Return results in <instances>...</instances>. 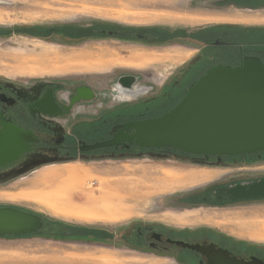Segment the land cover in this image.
Returning <instances> with one entry per match:
<instances>
[{
	"label": "rangeland",
	"instance_id": "374dc122",
	"mask_svg": "<svg viewBox=\"0 0 264 264\" xmlns=\"http://www.w3.org/2000/svg\"><path fill=\"white\" fill-rule=\"evenodd\" d=\"M189 1L191 0H0V31L3 32L0 36V78L13 81L56 80L63 83L85 80L94 87L100 88L108 83L109 104L116 106L120 102L132 100L129 98L130 95L121 91V83L116 78L118 74L123 71L139 74L144 90L143 95L136 97L150 96L161 87L176 67L194 53V50L183 48L173 40L162 45L147 46L142 42H124L106 35L100 39H84L78 43L71 40L72 42L69 43L61 41L57 36L44 37L40 29H36L37 31H34L36 33H30L16 31L17 28H44L102 22L131 27L165 24L163 26L171 29L182 27L188 30L197 28L209 20H230L264 25V17L222 16L220 18L204 14H181L175 10H169V8L175 9L184 3L187 4ZM143 4H149L150 8H140ZM237 11L239 10L233 12ZM244 12L251 13L250 16H264V8ZM137 51L143 53L154 51L161 54L155 61L147 59L144 62H138L133 61V54ZM78 61H80L79 64ZM67 162L44 164L18 177L0 181V205L17 206L76 227L97 226L101 228L100 232L103 235L107 234L106 232H114L120 226L127 224L126 222L142 220L158 221L174 227L205 225L220 229L238 239L264 242V235L249 233L256 232L257 226L264 223V200L195 206L181 205L179 200L175 201L177 196L204 190L211 184L225 179L264 173V162L238 164L229 168L208 167L195 164L184 156L176 155L160 157L145 155ZM89 166L92 168H87ZM77 169L83 170L85 178L80 179L78 174L76 182L84 187L90 186L93 189L92 194L72 188L63 194L65 196L63 199H58V188L54 189L50 183L48 187L45 185L48 176H52L55 181L48 182H52L57 187L64 185L68 180L64 182L59 180L63 173L68 172L71 176H75L74 171ZM188 177L191 178L188 179ZM138 179L145 183H143L145 188L147 187L146 197L134 198L131 199L132 201L126 200L120 205H115V208L107 207L108 211L94 205V201H87V196H94L93 199L95 196L99 197L104 192L105 186L109 187L117 182L126 187L125 190L128 192H122V195L130 196V192H133V188L136 187L133 186L132 180ZM175 183L178 186L173 187ZM59 195L62 197L61 194ZM63 203H76L75 210L62 211L54 207L56 204ZM85 204L88 207L94 205V211L88 209ZM116 207H123L124 209L121 210L124 212L117 213ZM43 246H53L59 250L66 247L59 240L44 238L40 234L0 236V264L26 263L25 260H22L24 263L11 260V255H6L13 251H27L25 253L28 256L53 253L41 249ZM67 250L85 253L75 247ZM112 250V248L109 250L100 248L92 251L91 255L97 257L91 258L89 262L93 264L148 263L138 261L139 256H133L130 253L127 256L126 253L120 251L116 253ZM86 252L90 254L89 251ZM12 256L17 257L15 254ZM85 261L88 260H79L80 263ZM40 262L36 258L27 264Z\"/></svg>",
	"mask_w": 264,
	"mask_h": 264
},
{
	"label": "flooded vegetation",
	"instance_id": "af4514ba",
	"mask_svg": "<svg viewBox=\"0 0 264 264\" xmlns=\"http://www.w3.org/2000/svg\"><path fill=\"white\" fill-rule=\"evenodd\" d=\"M229 7L235 9L230 10ZM263 8L264 0H191L187 4L169 10L181 14H204L220 18L222 16L263 18L264 16H250L251 13L244 12ZM232 10L239 11L234 13ZM74 25L91 31V34L72 37L62 30H57L46 36H57L63 42L70 43L74 40L78 43L84 39H100L106 35L124 42H142L147 46H157L168 42L156 41L154 39L156 32L169 34L175 32L176 35L170 40L183 48L194 50V53L176 67L161 87L150 96L137 98L144 90L139 74L130 71L118 74L116 78L121 83V91L130 95L129 98L132 100L120 102L116 106L109 104L108 83L100 88L94 87L85 80L63 83L56 80L13 81L0 78V128L5 123H10L30 132L27 150L12 163L0 167V174L10 169L21 170L38 163L60 164L76 158L91 161L145 155L152 157L176 155L184 156L189 161L202 166L223 168L264 162V151L204 156L177 152L169 146L144 147L135 142L86 148L90 144L110 139L117 130L123 129V124L129 121L159 116L169 110L188 88L213 66L235 67L249 56L258 57L264 64V25L230 20H209L197 28L188 30L182 27L171 29L163 26L165 24L131 27L92 22ZM107 31H112V34H108ZM1 35L3 32L0 31ZM132 131L133 128H130L126 132L129 134ZM263 178L264 173L225 179L211 184L207 190L197 191L195 193L197 195L177 196L175 201L179 200L181 205L195 206L264 200V197L240 201H218L214 198V192L221 186ZM186 197H190V200H182ZM42 220L43 224L35 234L57 239L65 244L66 247L63 248L66 249L75 247L86 252L112 248V252L120 251L127 256L130 253L147 259H164L169 261V264H209L212 255L221 253L222 249L229 256L238 259L249 260V256H255L264 264V242L238 239L220 229L205 225L174 227L158 221L132 220L114 232H106L107 234L103 235L100 232L101 228L97 226L74 227L43 218ZM177 240L198 244L204 247V251L183 248L175 243ZM41 264L93 263L60 259L47 260Z\"/></svg>",
	"mask_w": 264,
	"mask_h": 264
},
{
	"label": "water",
	"instance_id": "95a60500",
	"mask_svg": "<svg viewBox=\"0 0 264 264\" xmlns=\"http://www.w3.org/2000/svg\"><path fill=\"white\" fill-rule=\"evenodd\" d=\"M112 34V31H107ZM89 91V88L87 89ZM88 98V97H87ZM133 128L131 133L126 131ZM30 132L13 124L0 128V167L27 150ZM121 142L144 147L169 146L188 154L237 155L264 151V64L258 57H245L235 67L216 65L201 75L181 99L159 116L129 121L110 139L86 146L95 148ZM80 160L69 159L67 161ZM54 163L48 162L47 164ZM46 163L0 174V181L15 178ZM264 197V178L221 186L214 192L218 201H240ZM42 217L17 206L0 205V236L37 233ZM183 248L204 251L198 244L177 240ZM209 264H263L229 256L225 250L212 255Z\"/></svg>",
	"mask_w": 264,
	"mask_h": 264
},
{
	"label": "crops",
	"instance_id": "0c3cea01",
	"mask_svg": "<svg viewBox=\"0 0 264 264\" xmlns=\"http://www.w3.org/2000/svg\"><path fill=\"white\" fill-rule=\"evenodd\" d=\"M160 54L159 52H154V51H150V52H147V53H143V52H140V51H137L136 54H133V61H138V62H144L145 60L147 59H152V61H155V59H158L160 58ZM65 164V163H63ZM50 165H53V164H50ZM47 166V165H45ZM87 168H92L91 166L87 167ZM105 171H108L106 169H103ZM111 172L113 170H110ZM75 176H71L70 174L71 173H63V175L61 176V178H59L60 182H64V181H67L66 184L64 185H61L59 187H57L56 185H54L52 182H48L49 180L50 181H53V177L52 176H48V178H46L45 180V185L47 186L48 183H50L52 185V187H56V190H57V193H58V199H63L65 196H63V194L67 191V190H70L72 188H75V189H78V190H81L83 191L84 193L86 194H92V190H90L91 192H89L87 188V186H83L81 183H77L76 181V177L78 174H80L79 178L82 179V178H85L84 173H83V170L81 169H77L76 171ZM62 179V180H61ZM56 184V183H55ZM48 187V186H47ZM124 188L123 185L119 182L117 183H112L110 185V189H107L104 187V192L101 193L102 195H100L99 197L98 196H95V198L93 199L94 196H87L86 198L88 199L87 201H94V205H98L99 208L103 209L104 211H108L109 209H106L107 207H110L111 208H115V205H120L122 202H125L126 200L120 196L119 194L120 193H115V194H118L116 195L117 197H113V195H115L111 190H113V188ZM91 188V187H90ZM126 188V187H125ZM48 190V188H47ZM61 194L62 197L59 195ZM94 205L92 207H88L87 204H85V206L88 208V209H94ZM54 207L58 210H62V211H72V210H75L74 208L76 207V203H63V204H56L54 205ZM86 208V209H87ZM117 208V207H116ZM85 209V210H86ZM121 209H124L123 207H118L117 208V213H123L124 211L121 210ZM79 210V209H77ZM83 211V210H81ZM94 211V210H93ZM85 212V211H84ZM99 213V212H98ZM260 230V231H259ZM258 231V232H257ZM264 223L263 224H260L257 226L256 228V232H249V233H256L258 235H264ZM252 235V234H251ZM41 249H45L47 250L48 252H53V253H47V254H41V255H31V256H28L26 255L25 252H20V251H13V252H9L7 253L6 255H11V260H14V261H20V262H23L22 260H25L26 263L24 264H27L29 263L30 261L32 262V259H36L38 258V261L40 262H45L47 260H52V261H59L60 259H67V260H73V261H77L79 262L80 259H83V260H91V258L94 259V257H97V256H92L91 253L92 251H89L90 254H88L87 252L83 253L82 251L80 252H72V251H68L67 249L65 248H62L61 250L59 249H56V247H51V246H43L41 247ZM64 249V250H63ZM25 253V254H24ZM16 255L17 257L15 256H12V255ZM10 258H6L7 260L10 259ZM5 259V258H4ZM138 261H147L148 263L147 264H167L168 261L167 260H164V259H147V258H144V257H138L137 258ZM40 262V263H41ZM85 263H87V261H85ZM21 264V263H20Z\"/></svg>",
	"mask_w": 264,
	"mask_h": 264
},
{
	"label": "trees",
	"instance_id": "16d2710c",
	"mask_svg": "<svg viewBox=\"0 0 264 264\" xmlns=\"http://www.w3.org/2000/svg\"><path fill=\"white\" fill-rule=\"evenodd\" d=\"M36 29H40L42 32L41 35L42 36H46L47 34L51 33L52 31H64L65 33H68L69 35H71L72 37H75V36H78V35H89L91 34V31L89 30H86V29H82V28H79L75 25H64V26H58V27H29V28H23V29H18L16 31H25V32H30V33H36L34 32ZM37 31V30H36ZM38 34V33H37ZM176 35V33H172V34H169V33H166V32H156L155 33V37L154 39L158 42H167L169 41L172 37H174ZM177 152H181V153H185L183 151H179V150H175ZM204 190H207V188H205ZM196 192L190 194L189 196L191 197V195H197L195 194ZM190 197H186V198H182V200H186V201H189L190 200ZM217 203V202H216ZM38 215H40L43 219H46L50 222H55V223H62V224H67L65 222H62V221H59V220H54V219H51L49 217H43L41 214L37 213ZM69 225V224H67ZM69 226H72V225H69ZM75 227V226H74ZM35 233H30V234H26V235H20V236H27V235H33ZM4 236H11V237H15L14 235H4Z\"/></svg>",
	"mask_w": 264,
	"mask_h": 264
},
{
	"label": "bare ground",
	"instance_id": "6f19581e",
	"mask_svg": "<svg viewBox=\"0 0 264 264\" xmlns=\"http://www.w3.org/2000/svg\"><path fill=\"white\" fill-rule=\"evenodd\" d=\"M149 5V4H148ZM148 5H141V7L140 8H144V7H147V8H150V7H148ZM150 6V5H149ZM152 7V6H151ZM153 8V7H152ZM156 11H158V10H156ZM164 12V11H163ZM46 52V51H45ZM44 52V53H45ZM47 55V54H46ZM85 56V55H84ZM79 57V56H78ZM87 57V56H86ZM77 58V57H76ZM88 58V57H87ZM72 59V58H71ZM78 59V58H77ZM90 59V58H89ZM42 60V59H41ZM40 60V61H41ZM47 60V59H46ZM74 60V59H73ZM72 60V61H73ZM79 60V59H78ZM91 60V59H90ZM62 61V60H61ZM68 61V60H67ZM25 62V61H24ZM42 62V61H41ZM56 61H54V63H55ZM71 61H69V63H70ZM79 62L80 61H78L77 63L79 64ZM51 63H53V62H51ZM64 63V62H63ZM72 63V62H71ZM89 63V62H88ZM48 64H50V63H48ZM58 64V63H57ZM45 65V64H44ZM54 65V64H53ZM46 66V65H45ZM62 68H63V66H61ZM69 67V66H68ZM86 67V66H85ZM47 68H49V67H47ZM59 68V67H58ZM81 69V68H80ZM85 69V68H84ZM51 69H49V71H50ZM54 71V70H53ZM57 71V70H56ZM216 174V173H215ZM218 174V173H217ZM208 176V175H207ZM206 176V177H207ZM191 177H188V179H190ZM194 178V177H193ZM167 180V179H166ZM132 181H134L133 182V186H136L135 188H133V192H130V196H124V195H122V192H126V188H113V190H111L114 194L115 193H120L119 195L120 196H122L125 200H131V199H134V198H139V197H146L148 194H147V187L145 188V185H143V181L142 180H132ZM185 181V180H184ZM91 184V183H90ZM145 184V183H144ZM92 185V184H91ZM147 186V185H146ZM175 186H178V184L177 183H175V184H173V187H175ZM110 187V186H109ZM108 186L106 187L105 186V188H107V189H110ZM86 189H88L89 190V192H91L90 190H92V188H90V186H87V188ZM126 193H128V192H126ZM116 195H118V194H115V195H113V197H117ZM132 201V200H131ZM138 203V202H137ZM260 231V230H259ZM258 232V231H257ZM263 233V232H262ZM264 234V233H263Z\"/></svg>",
	"mask_w": 264,
	"mask_h": 264
}]
</instances>
